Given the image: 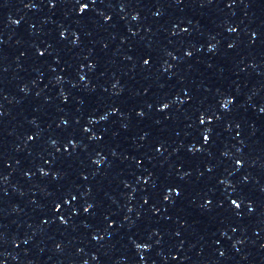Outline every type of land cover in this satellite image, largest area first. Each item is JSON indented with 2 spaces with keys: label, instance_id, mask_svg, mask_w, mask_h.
Listing matches in <instances>:
<instances>
[{
  "label": "snow or ice",
  "instance_id": "obj_1",
  "mask_svg": "<svg viewBox=\"0 0 264 264\" xmlns=\"http://www.w3.org/2000/svg\"><path fill=\"white\" fill-rule=\"evenodd\" d=\"M84 7H86V5ZM205 139H207V137H205ZM233 203L235 204V201H233Z\"/></svg>",
  "mask_w": 264,
  "mask_h": 264
}]
</instances>
